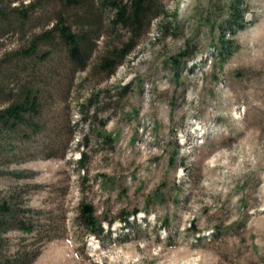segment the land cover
Instances as JSON below:
<instances>
[{
  "label": "rangeland",
  "instance_id": "374dc122",
  "mask_svg": "<svg viewBox=\"0 0 264 264\" xmlns=\"http://www.w3.org/2000/svg\"><path fill=\"white\" fill-rule=\"evenodd\" d=\"M98 2L0 0V109L24 87L39 100L37 133L0 135V203L16 212L0 264H264V0H155L162 15L110 76L99 64L129 34ZM97 13L83 71L57 36L15 61Z\"/></svg>",
  "mask_w": 264,
  "mask_h": 264
},
{
  "label": "trees",
  "instance_id": "16d2710c",
  "mask_svg": "<svg viewBox=\"0 0 264 264\" xmlns=\"http://www.w3.org/2000/svg\"><path fill=\"white\" fill-rule=\"evenodd\" d=\"M63 7L68 8H81L82 0H60ZM29 5L21 6L20 8H10V14L16 13L17 21L27 20ZM98 6L101 11L111 12L107 17L109 26L119 28L120 30H126L129 34V41L122 48L112 47L108 51V57H103L102 62L99 64L101 69L107 76L113 74L115 68L123 62L126 56H128L131 49H133L134 43L144 33L146 26L151 20L162 15V10L155 3V0H99ZM5 15L4 11L0 10ZM93 21L90 24L83 25L81 28L73 30L70 25L65 23V20L55 24L53 28L38 34L34 37L27 49H21L16 51L17 60L32 59L37 57L38 48L40 45L50 46L49 43L54 44V38L57 36L61 46L64 48L68 59L75 71H83L86 68V63L90 57V53L93 50V42L99 39V32L102 26V13L92 15ZM147 18V19H146ZM144 19L145 22H144ZM99 28V29H98ZM99 31H98V30ZM47 46V47H48ZM51 47V46H50ZM3 62H0V66ZM11 64V63H10ZM39 100L37 91L31 88H21V92L18 99L14 100L8 106L0 109V135L3 131L15 132L21 128H29L32 132L37 133L38 122L36 119L39 116ZM16 212L10 204L3 202L0 203V218H8L5 223H0L1 227H7L11 224ZM23 220V218L21 219ZM80 225L88 233L98 236L99 232L96 227L99 225L91 215H80ZM25 221H20L19 225H12L9 229H18L24 233H30L31 230L25 225ZM28 262L27 264H29ZM15 264H26L22 261H16Z\"/></svg>",
  "mask_w": 264,
  "mask_h": 264
},
{
  "label": "bare ground",
  "instance_id": "6f19581e",
  "mask_svg": "<svg viewBox=\"0 0 264 264\" xmlns=\"http://www.w3.org/2000/svg\"><path fill=\"white\" fill-rule=\"evenodd\" d=\"M229 101H230V100H229ZM231 102H232V101H231ZM228 103H229V102H228ZM229 105H230V104H229ZM229 105H228V106H229ZM248 108H249V107H248ZM253 109L256 110V111H255V116H256V117H260V116H262V114H264V110H263V109H262V110H263L262 113L259 112L260 110L258 111V109H259V106H258V105H256ZM262 119H263V118H262ZM256 124H257V123H256ZM259 124H260V123H259ZM237 135H238V134H237Z\"/></svg>",
  "mask_w": 264,
  "mask_h": 264
},
{
  "label": "water",
  "instance_id": "95a60500",
  "mask_svg": "<svg viewBox=\"0 0 264 264\" xmlns=\"http://www.w3.org/2000/svg\"><path fill=\"white\" fill-rule=\"evenodd\" d=\"M93 212V208L89 205H85L83 207V213L84 214H91Z\"/></svg>",
  "mask_w": 264,
  "mask_h": 264
}]
</instances>
